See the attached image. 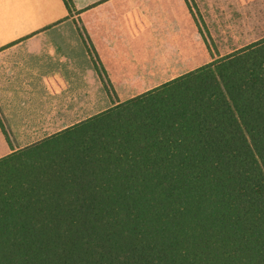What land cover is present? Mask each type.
<instances>
[{
	"label": "trees",
	"instance_id": "16d2710c",
	"mask_svg": "<svg viewBox=\"0 0 264 264\" xmlns=\"http://www.w3.org/2000/svg\"><path fill=\"white\" fill-rule=\"evenodd\" d=\"M52 137L0 159V264H264V39Z\"/></svg>",
	"mask_w": 264,
	"mask_h": 264
},
{
	"label": "crops",
	"instance_id": "0c3cea01",
	"mask_svg": "<svg viewBox=\"0 0 264 264\" xmlns=\"http://www.w3.org/2000/svg\"><path fill=\"white\" fill-rule=\"evenodd\" d=\"M72 2L69 11L64 0H0V158L159 87L161 74L198 69L194 61L168 68L169 50L180 55L178 41L194 35L187 0ZM81 32L117 100L105 93Z\"/></svg>",
	"mask_w": 264,
	"mask_h": 264
},
{
	"label": "rangeland",
	"instance_id": "374dc122",
	"mask_svg": "<svg viewBox=\"0 0 264 264\" xmlns=\"http://www.w3.org/2000/svg\"><path fill=\"white\" fill-rule=\"evenodd\" d=\"M187 1L189 2V6L194 16V35L192 36L189 32L184 35V40L178 41L183 42L184 44L183 50L178 51L180 55H174L173 52L169 50L167 58L169 70L179 69L181 68V64L183 67H186L185 65L192 61H194L193 68L196 69L206 65L213 59L219 58V55L223 53L235 51L243 46L264 39V0ZM197 29L199 31L198 36L195 33ZM187 30H190V28H187ZM184 74L186 73L173 70L168 71L165 74H161L162 80L159 84L161 86ZM107 86L109 89H105L104 87L107 96L111 101H113V98L117 100V92L111 87V83L108 82ZM153 89L140 90L138 91L139 94L137 96L145 94ZM1 118L2 117H0V122L2 123L1 125H3L5 120L3 121ZM82 122H77L71 127ZM3 131L6 141L9 143L10 148L13 149L14 146H11L13 137L9 135V131L5 130V128ZM60 132L61 131L55 133L53 136H58V133ZM51 137L35 138L33 139V144L27 147L36 146V144L39 143L41 144V142L48 140ZM62 140L63 137L52 139L30 154H35L41 150H55L62 146ZM10 154L11 153L2 154L0 159L5 158Z\"/></svg>",
	"mask_w": 264,
	"mask_h": 264
}]
</instances>
